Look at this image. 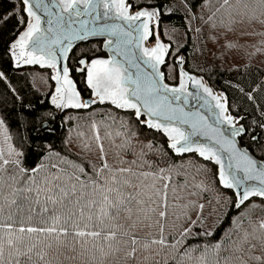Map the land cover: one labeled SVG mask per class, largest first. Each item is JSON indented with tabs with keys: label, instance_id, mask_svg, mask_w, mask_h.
Instances as JSON below:
<instances>
[{
	"label": "snow or ice",
	"instance_id": "snow-or-ice-1",
	"mask_svg": "<svg viewBox=\"0 0 264 264\" xmlns=\"http://www.w3.org/2000/svg\"><path fill=\"white\" fill-rule=\"evenodd\" d=\"M22 3L29 19L20 20V23H26V30L11 45V54L17 66L39 64L55 71L52 79L56 81V92L52 103L57 108H88L97 102H81L68 66L60 67L59 60L61 57L67 60L74 40H85L89 36L108 37L104 45L112 52L108 59H94L90 64L80 60L87 68V86L99 103L107 101L118 109L134 110L137 120L147 115L149 118L141 123L162 130L170 141L168 147L176 154L195 152L204 160L214 161L219 165V183L226 189L237 190V201L234 202L237 209L252 197L264 199V162L258 163L247 151L237 147L234 138L244 129L236 128L233 118L225 115L226 102H221L211 89L188 76L183 69L179 87L170 88L163 83L164 74L159 71V65L164 63L168 49L159 40L155 47L143 48L141 55L134 50L140 49V42L151 34L148 21L159 15L158 11L142 10L130 14L126 0H22ZM236 4L238 7L233 8L230 0H223L221 5L232 9L229 24L237 22L235 16L240 17V23L246 19L248 23L259 21L264 24V19H260L264 16V0H255V7L247 0H236ZM45 23L47 27L43 26ZM185 77L216 101L215 107L220 110L217 120L231 126L232 139L209 125L200 112H185L179 106L187 103L190 96L201 99L198 94L187 91ZM176 124L188 125L190 131L182 130ZM0 125H3L2 120ZM93 128L96 129L94 140L101 154V164H91V173L82 164L58 153L55 163H41L27 169L21 166L20 160L3 159L0 151V264H53L64 254L62 250L75 252L77 245L79 255H87L92 264H104L105 258L119 253H123L125 259H136L141 247L148 250L152 245H160L175 249L180 244V241L167 244L160 220L156 221L160 225L159 239L147 240L135 229L138 224L150 220L151 214L160 208L164 210L159 211L158 216L166 218L169 193L175 197L177 188L186 187L187 182L185 185L173 183L171 171L174 165L168 168L157 165V170L152 171L153 164L145 159H121L119 163L130 166L113 168L107 161L99 130L95 124ZM208 130L211 136L207 135ZM199 135L207 136L212 143L196 142L193 137ZM147 147L151 149L152 145ZM9 148L11 154L13 150L11 146ZM144 155L140 153L141 157ZM9 163L14 164L18 172L5 178L3 173ZM132 166L140 170H134ZM145 167L149 170H142ZM194 187L203 188V184ZM193 206L203 211V204ZM251 207L255 209L258 205ZM122 214H125V223H117ZM233 225L228 243L221 239L215 244L204 245L196 258L198 264H264V218L253 220L248 216L245 225L237 216ZM145 226L152 227V224ZM190 231L191 228L185 229L181 235L186 236ZM257 250L259 255L255 254ZM195 251V247L185 249L180 255L181 260L193 259L191 254ZM50 252L54 253L52 257ZM222 252L227 255H221Z\"/></svg>",
	"mask_w": 264,
	"mask_h": 264
},
{
	"label": "trees",
	"instance_id": "trees-1",
	"mask_svg": "<svg viewBox=\"0 0 264 264\" xmlns=\"http://www.w3.org/2000/svg\"><path fill=\"white\" fill-rule=\"evenodd\" d=\"M247 2L252 7L256 6L255 0ZM222 3L223 0H127L132 11L154 8L159 12L156 28L152 24L149 27L151 34L147 42H154L159 36L167 46L168 53L162 66L165 81L170 85L178 84L179 60L182 58L184 70L200 76L215 92L223 95L229 114L244 127L240 143L255 157L264 160V24L259 21L248 23L246 19L240 23L238 16H235L236 23L229 24L232 9L228 5L221 7ZM230 4L233 8L238 7L236 0H230ZM217 9L220 11L217 12ZM10 12L15 13L19 22L8 38L4 37L9 32L7 30L15 25V20L7 19L3 24L5 28L3 26L0 29V51L10 64V71L19 73L32 68L47 69L40 66L18 68L11 63L10 45L26 27V23L22 24L20 20L27 21L28 17L22 0H0V21ZM260 19H264V16ZM229 44L233 46L229 47ZM105 56L99 40L82 43L71 51L67 60L69 75L83 99L91 98L93 92L87 86L86 72L79 71L80 60L89 62ZM0 64L3 67V62L0 61ZM51 96L52 89H49L38 102L14 103L13 115L31 121L28 141L25 151L20 152L22 155L11 152L3 155V159L20 160L22 167L32 169L41 163H55L58 153L61 157L82 164L91 173V164H101V154L94 140L95 124L102 137L107 161L113 168L130 166L119 163L121 159H145L153 164L152 171L157 170V165L161 168L174 165L171 171L173 183L185 185L187 182L186 187L177 188L175 197L180 198L169 193L166 218L158 216V212L164 210L160 208L157 213L151 214L150 220L138 224L135 229L140 237L147 240L159 239L160 225L156 221L160 220L167 244L180 241L175 249L160 245H152L148 250L141 247L136 259H125L124 254L119 253L105 258L104 264H198L196 258L200 256L204 245L215 244L221 239H224L225 244L228 243L234 227L233 217L238 211L234 203L237 199L231 189H225L219 183L218 167L213 161L204 160L195 152L182 155L174 153L168 147L170 141L164 132L141 123L146 120L145 117L141 116L137 120L133 110L118 109L108 102H96L88 108L59 110L52 103ZM44 124L48 128L40 130ZM54 124L60 128L51 131L49 127ZM39 144H43V147L37 154ZM149 144L152 145L151 149L147 147ZM85 145H89V148H85ZM121 145L124 147L121 148ZM141 152L145 154L143 157L140 156ZM132 167L140 170L136 166ZM5 169V178L18 172L12 163L6 165ZM142 170L149 169L145 167ZM177 172L180 174L177 175ZM201 183L203 188L194 187ZM193 192L196 195H191ZM252 198L264 201L260 197ZM199 204L204 205L202 212L193 206ZM124 215L117 223H125ZM241 220L247 225V217ZM146 224H152V227H146ZM188 228L191 231L182 236L181 233ZM206 232L212 235H204ZM192 247L196 248L191 254L193 259L181 260L180 255L185 249ZM62 251L64 254L53 264H92L87 255H79V245L75 252ZM255 254L259 255V250ZM53 255V252L49 253L50 257ZM221 255L227 253L222 252ZM72 256L76 258H66Z\"/></svg>",
	"mask_w": 264,
	"mask_h": 264
},
{
	"label": "rangeland",
	"instance_id": "rangeland-1",
	"mask_svg": "<svg viewBox=\"0 0 264 264\" xmlns=\"http://www.w3.org/2000/svg\"><path fill=\"white\" fill-rule=\"evenodd\" d=\"M147 11L156 12V9L149 8L147 9ZM129 12L131 14H135V12L133 11L129 10ZM8 15L9 14L5 15L4 18H2V20L0 21V29H2L3 26L5 28V25L3 24L9 18L15 20V25L13 26V28H9L7 30L9 32L5 35L4 38H8L10 36L15 26L19 22V19L15 15V13H12L10 16ZM151 24L156 28L157 16H154L151 19ZM25 30L26 27L23 31ZM157 40H159V36L156 37V40L154 42H147V48L155 47L157 44ZM159 43L161 42L159 41ZM11 58V63L15 65L16 61L14 60L12 55ZM0 61L4 64L3 67L0 64V73H3V76L0 77V120L3 121V125H0V151H2L3 155L6 156L10 152L9 146H11V149L13 150L12 152L23 153L25 151L28 141L29 126L31 124V121L25 118L18 119L13 115L12 108L14 103L16 101H21L24 103L38 102L42 99L43 94L46 93L49 89H52L54 95L56 92V88L55 82L52 77L55 75V72L52 68H47L44 70L32 68V70H26L19 73L12 72L10 71V64H8V62L6 61L4 53L2 51H0ZM85 69L87 81V68ZM217 95L222 100L223 95L219 93ZM80 100L81 102H84L81 97ZM92 100L98 101V98L92 94ZM56 130L57 129H55V131ZM42 147L43 144H39L37 154L41 152ZM253 204L258 205V207L253 209L251 207V205ZM241 213H243L244 215H241ZM237 216H240V219L248 216L256 217L258 219L264 218V201L257 198H251L238 209L233 217V220Z\"/></svg>",
	"mask_w": 264,
	"mask_h": 264
},
{
	"label": "water",
	"instance_id": "water-1",
	"mask_svg": "<svg viewBox=\"0 0 264 264\" xmlns=\"http://www.w3.org/2000/svg\"><path fill=\"white\" fill-rule=\"evenodd\" d=\"M126 3H127V0H126ZM129 10L130 11H132L130 8H129ZM142 10H147V8H143V9H141V10H139V11H142ZM133 12H138V11H133ZM131 14V13H130ZM46 17H44V20L46 21ZM144 18H142V20H143ZM110 22H113V21H110ZM137 23H140V21H137ZM148 23H149V27H150V25H151V20L150 21H148ZM44 27H47V25H46V23L43 25ZM23 32V31H22ZM21 32V33H22ZM20 33V34H21ZM19 34V35H20ZM19 35H18V37L11 43V45L13 44V43H15V41L19 38ZM134 35H137V34H135L134 33ZM108 39V37H104V36H89L87 39H85V40H74L73 41V46H72V48H71V50L69 51V53H68V58H69V55H70V53H71V51L76 47V46H78V45H80V44H82V43H87V42H90V41H97V40H99V41H101L102 42V50H103V52L106 54V56L105 57H99L100 59H108L111 55H112V52L108 49V48H105V41ZM113 40H115V38L113 37L112 38ZM159 41L161 42V43H163L162 41H161V39L159 38ZM66 43V42H65ZM147 39H145V40H142L141 42H140V49H134L136 52H137V55H141L142 54V52H141V50L143 49V48H147ZM164 44V43H163ZM165 45V44H164ZM10 54H11V47H10ZM12 55V54H11ZM68 58H67V60H68ZM118 59H119V57H117ZM94 59H98V58H94ZM94 59H92V60H94ZM145 59H147L146 57H145ZM67 60L65 61L62 57L60 58V60H59V66L60 67H62L63 65H67ZM82 60H85V59H82ZM92 60H90L89 62H87L86 60V62L87 63H89L90 64V62L92 61ZM164 64V63H163ZM163 64H161V65H159V71L160 72H162V66H163ZM81 65V64H80ZM15 67H28V66H40L39 64H20L19 66H17V64H15L14 65ZM41 67V66H40ZM142 67H145L143 64H142ZM179 67H180V71H181V69H183V66H182V62H181V59L179 60ZM49 68V67H48ZM80 68H86L85 67V65H81V67ZM79 68V69H80ZM80 71V70H79ZM85 72H86V69L84 70ZM134 71V70H133ZM149 71H150V69H149ZM183 71L185 72V73H187L188 74V76H193V77H195L196 79H198V80H200L207 88H209V89H211V91H212V94L214 95V96H217L218 97V93H216L200 76H197V75H195V74H193V73H189L188 71H186V70H184L183 69ZM55 72V71H54ZM163 73V72H162ZM71 78V77H70ZM72 79V78H71ZM73 80V79H72ZM185 81H186V84H187V91L188 92H190V93H193V94H198L199 95V97H201V99H199V100H197V99H194L193 97H188V102L187 103H180L179 104V106H181V107H183L184 108V110H185V112H192V113H195V112H200L202 115H204L206 118H207V123L209 124V125H212L213 127H215V128H217V129H219L220 131H222L226 136H228V138H230V139H232L233 137H231V126H229L227 123H224V122H222V121H220V120H217V115H218V113H219V109L218 108H216L215 107V104H216V101L215 100H212V98L210 97V96H208L206 93H204L203 92V90L202 89H200V90H198L193 84H192V82L191 81H189V80H187V77H185ZM54 82H55V88H56V81L54 80ZM74 82V81H73ZM163 83H165V84H167L170 88L171 87H179V83H180V77H179V82H178V84H175V85H170V84H168L166 81H165V79L163 78ZM76 90H77V88H76ZM78 91V90H77ZM169 95H171V94H169ZM52 96H53V91H52ZM80 97H81V95H80ZM82 98V97H81ZM83 99V98H82ZM183 99V98H182ZM84 100V102L85 101H91L92 100V97L91 98H87V99H83ZM223 100V99H222ZM221 100V102H224V101H222ZM97 102H99V101H97ZM107 102V101H106ZM108 103H110V102H108ZM176 103H179V102H176ZM174 106H175V103H174ZM59 110H62V109H64V108H58ZM226 113H225V115H228V116H231L230 114H229V112H228V108H227V105H226ZM134 111V110H133ZM228 113V114H227ZM142 116H144L145 117V119L147 120L149 117L147 116V115H142ZM232 117V116H231ZM233 118V117H232ZM233 124L235 125V127L236 128H240V127H243L242 125H240V124H238L236 121H235V119L233 118ZM176 126H178V127H180L182 130H185V131H190V128H189V126L188 125H185V124H176ZM48 127H47V124H44V125H42L41 126V129L42 130H45V129H47ZM60 128V126L58 125V124H54V125H52L51 127H49V129L51 130V131H55V129H59ZM243 129H244V127H243ZM162 131V130H161ZM244 133V132H243ZM242 133V134H243ZM241 134V135H242ZM207 135L208 136H211L212 135V133H211V131L210 130H208V133H207ZM241 135H239V136H236L234 139H235V141H236V144H237V147L238 148H240L241 150H245V151H247L248 152V154L253 158V159H255V160H257V162L258 163H260V162H264V160H260V159H258L257 157H255L250 151H249V149H247L245 146H243L241 143H240V136ZM193 139L196 141V142H198V143H203V144H211L212 143V141L211 140H209L208 138H207V136H205V135H199V136H194L193 137ZM170 143V142H169ZM175 153V152H174ZM189 153H192V152H189ZM184 154H186V153H184ZM198 154V153H197ZM182 155V154H181ZM199 155V154H198ZM214 162V161H213ZM215 163V162H214ZM217 165V164H216ZM217 167H218V172H219V165H217ZM219 178V177H218ZM222 186V185H221ZM223 187V186H222ZM224 188V187H223ZM226 189V188H225ZM234 193H235V195H236V189H231ZM236 199H237V195H236ZM237 201V200H236Z\"/></svg>",
	"mask_w": 264,
	"mask_h": 264
},
{
	"label": "crops",
	"instance_id": "crops-1",
	"mask_svg": "<svg viewBox=\"0 0 264 264\" xmlns=\"http://www.w3.org/2000/svg\"><path fill=\"white\" fill-rule=\"evenodd\" d=\"M12 13H13V12L8 13V14H9L8 16H10Z\"/></svg>",
	"mask_w": 264,
	"mask_h": 264
}]
</instances>
